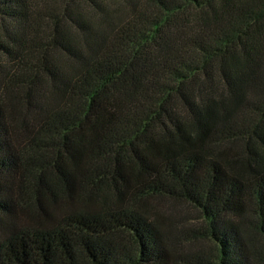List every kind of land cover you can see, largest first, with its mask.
Here are the masks:
<instances>
[{
	"label": "trees",
	"instance_id": "16d2710c",
	"mask_svg": "<svg viewBox=\"0 0 264 264\" xmlns=\"http://www.w3.org/2000/svg\"><path fill=\"white\" fill-rule=\"evenodd\" d=\"M128 1L0 0V264H264V0Z\"/></svg>",
	"mask_w": 264,
	"mask_h": 264
},
{
	"label": "rangeland",
	"instance_id": "374dc122",
	"mask_svg": "<svg viewBox=\"0 0 264 264\" xmlns=\"http://www.w3.org/2000/svg\"><path fill=\"white\" fill-rule=\"evenodd\" d=\"M32 8L36 10V12H42V14L50 15L48 18L50 21L53 17L61 18L64 12H68V5L71 11L77 12L81 18L91 17L97 19L101 12H121L125 6L129 4L128 0H29ZM105 8V10H104ZM94 16V17H93ZM7 28L12 36L20 37L23 41L24 38L21 36V32H19L16 28H12V25L7 21L3 20V17L0 16V33L4 34L3 29ZM47 36V33H46ZM45 38V36L43 37ZM55 54H59L57 51ZM61 56V55H59ZM60 58H58L59 60ZM17 61V60H15ZM13 59H4L0 56V66L3 69L0 73L12 75L17 73L18 66L15 64L16 62ZM15 62V63H14ZM18 62V61H17ZM156 206L159 207L161 214L167 216L170 221L175 223V230L178 231V227H181L186 224H199L200 220H196V211L188 206L185 203H172L170 201H162V202H154ZM197 248L206 251L207 254L211 255L213 253L212 245L208 240L201 239L196 244Z\"/></svg>",
	"mask_w": 264,
	"mask_h": 264
}]
</instances>
